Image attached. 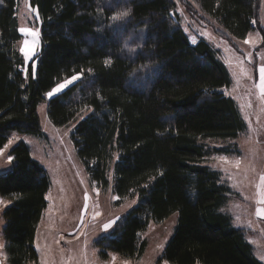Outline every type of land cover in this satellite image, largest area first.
I'll list each match as a JSON object with an SVG mask.
<instances>
[{
	"label": "trees",
	"instance_id": "trees-1",
	"mask_svg": "<svg viewBox=\"0 0 264 264\" xmlns=\"http://www.w3.org/2000/svg\"><path fill=\"white\" fill-rule=\"evenodd\" d=\"M193 1L222 36L241 39L256 26L258 0ZM28 2L40 15V44L23 70L18 0H0V148L13 131L40 135L37 104L79 74L48 98L49 120L72 123L77 156L97 184L111 180L120 199L137 198L111 235L99 237V254L139 256L148 220L176 213L161 254L170 264H264L246 230L222 210L229 187L205 162L213 150H235L246 125L222 91L230 74L205 39L189 42L170 14L175 2ZM125 9L128 17L111 19ZM9 154L11 167L0 173V196L9 201L2 209L6 262L38 264L34 242L49 178L26 143Z\"/></svg>",
	"mask_w": 264,
	"mask_h": 264
},
{
	"label": "rangeland",
	"instance_id": "rangeland-1",
	"mask_svg": "<svg viewBox=\"0 0 264 264\" xmlns=\"http://www.w3.org/2000/svg\"><path fill=\"white\" fill-rule=\"evenodd\" d=\"M173 1L175 9L170 14L180 24L189 42L205 39L230 74V85L222 91L235 100L246 125L235 139V150H213L205 162L219 172L220 178L229 187L222 210L229 214L234 226L246 230V237L253 241L255 255L261 259L264 255V216L256 213L264 209V203H261L264 200V180L261 179L264 177V94L260 73L264 67V0H258L255 28L241 39L218 34V27L197 8L193 0ZM16 14L19 31L23 28L38 32V38L34 39L28 32L20 31L17 45L24 58V70L39 48L40 15L28 0H18ZM70 78L58 81L37 104L41 134L13 131L0 148V173L11 167L8 161L10 149L16 143L24 142L31 155L43 165L49 178L46 206L34 242L38 264H124L125 261L129 264H165L167 261L161 258V254L176 224V213L161 221L148 220L142 232L146 247L139 256L127 258L111 250H106L105 257L99 254V237L111 235L117 220L137 203V198L120 199L112 190L111 180L106 186L97 184L77 156L71 137L72 123L55 126L49 120L48 93ZM209 142L218 147L223 144L218 140ZM220 157L226 158V161ZM237 160L240 161L239 167L236 166ZM0 200L3 201L0 204V243L5 245L2 209L9 201L2 196ZM113 220L112 227L105 230L104 225ZM160 245L162 247H158ZM0 258L8 264L4 247L0 248Z\"/></svg>",
	"mask_w": 264,
	"mask_h": 264
},
{
	"label": "snow or ice",
	"instance_id": "snow-or-ice-1",
	"mask_svg": "<svg viewBox=\"0 0 264 264\" xmlns=\"http://www.w3.org/2000/svg\"><path fill=\"white\" fill-rule=\"evenodd\" d=\"M130 9H125V10H121L119 12H116L112 17L111 19L113 21H120V20H123L124 18L128 17L130 15ZM20 31L22 32H28L30 35L33 36L34 39H37L38 38V32H35V31H31V30H28V29H23L21 28ZM246 43L248 41H245ZM27 55V53H26ZM111 63V60L110 59H106L105 60V64L108 65ZM260 73H261V80H262V88H261V91H262V94H264V67H262L260 69ZM80 79V75L77 74V75H73L70 79H67L65 80L62 84L58 85L56 88H54L52 90V92H49L48 95L49 96H52L53 93H56V92H59L62 88H65L67 87L69 84H71L73 81H76ZM11 142V141H10ZM0 154H2V151H0ZM13 159V157H11L10 155L8 156V161L11 162V160ZM220 159L222 160H225L226 161V158L224 157H220ZM239 163L240 161L237 160L236 161V166L239 167ZM262 180H264V177L261 178ZM261 203H264V200L261 201ZM0 204H3V201L0 200ZM258 216H264V209H260L257 211L256 213ZM118 219V218H117ZM115 223V220L113 221H110L109 223H106L104 225V229L107 230L108 228L112 227V225ZM249 227H251V223L249 222ZM250 243H253V241H249ZM4 247V244L3 243H0V248H3ZM158 247H162V245L158 246ZM262 260H264V255H261L260 257ZM124 264H129L128 261H125ZM165 264H167V262H165Z\"/></svg>",
	"mask_w": 264,
	"mask_h": 264
},
{
	"label": "crops",
	"instance_id": "crops-1",
	"mask_svg": "<svg viewBox=\"0 0 264 264\" xmlns=\"http://www.w3.org/2000/svg\"><path fill=\"white\" fill-rule=\"evenodd\" d=\"M253 249H254V247H253ZM255 254H256V253H255ZM0 264H4L1 258H0Z\"/></svg>",
	"mask_w": 264,
	"mask_h": 264
}]
</instances>
